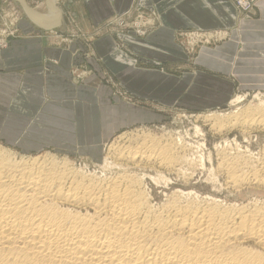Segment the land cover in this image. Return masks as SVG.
<instances>
[{"label":"bare ground","instance_id":"6f19581e","mask_svg":"<svg viewBox=\"0 0 264 264\" xmlns=\"http://www.w3.org/2000/svg\"><path fill=\"white\" fill-rule=\"evenodd\" d=\"M16 1L42 22L51 18L50 7L56 12L53 0L31 10L24 0ZM206 119L219 130L227 123L261 127L264 101L255 109ZM162 141L145 137L131 147L112 144L108 153L170 170L190 162L183 144ZM8 150L0 145V264H264V203L239 205L179 187L169 194L163 189L160 200L142 185L144 172L138 177L115 168L112 175L95 177L67 161L17 157ZM244 154L221 155L228 182L264 188V153L257 164ZM103 162L102 172L112 163L106 157Z\"/></svg>","mask_w":264,"mask_h":264},{"label":"crops","instance_id":"0c3cea01","mask_svg":"<svg viewBox=\"0 0 264 264\" xmlns=\"http://www.w3.org/2000/svg\"><path fill=\"white\" fill-rule=\"evenodd\" d=\"M53 1L57 14L50 7L52 16L48 22L39 21L24 9L41 29L40 35L27 34L33 26L23 21L19 29L24 34L6 46L0 45V139L7 144L16 145L24 153L51 147L54 151H65L81 144L93 146L104 143L119 126L155 117L150 110L133 104L119 102L107 106L110 89L98 84L96 74L89 76L85 84L72 82L86 59L88 63L91 61L90 66L101 64L98 59H104V66L109 67L125 90L161 105L205 111L222 107L229 100L234 87L228 77L229 59L234 48L227 42L215 50L203 47L195 60L199 67L194 74L167 73L134 65L140 61L168 66L189 62L176 41L177 33L233 27L236 10L232 0H61L59 9L58 0ZM24 2L28 5L27 0ZM142 14L149 19L141 21L147 26H140L143 33L139 34L128 22ZM252 17L251 21L242 20V28L244 25L248 31L251 27L252 48L258 53L253 56V76L245 71L244 62L233 73L240 79L243 76L262 81L264 0H257ZM54 27L59 30L56 32ZM68 32L74 36L55 40L54 35ZM45 35L50 39L44 38ZM176 79L186 84L182 92ZM149 80L158 89H170L175 96H165L167 91L137 93L131 89L134 84ZM194 90L216 92V96L196 97Z\"/></svg>","mask_w":264,"mask_h":264},{"label":"rangeland","instance_id":"374dc122","mask_svg":"<svg viewBox=\"0 0 264 264\" xmlns=\"http://www.w3.org/2000/svg\"><path fill=\"white\" fill-rule=\"evenodd\" d=\"M45 1L46 0H27V3L30 7L43 8ZM60 2L61 0H58L56 5L58 9L62 6ZM256 2L257 0L231 1L236 10L234 16L236 24L233 27L230 26V28L224 30L213 31H204L198 29L179 31L176 35V41L178 44H180V46L184 50V53L188 56L189 62L187 63L168 66L163 64L152 65L146 62L142 63L141 61L136 64L133 62L135 64L134 67L138 68H155L163 72L175 74H180L182 72L194 74L196 68L199 67L198 64H196L195 60L199 56L203 47H208L210 50H215L217 49V47L227 42L234 48L229 59L230 71L228 76L230 80H232L231 83L234 85V87L229 100L225 103L224 106L205 111H187L180 107L170 106L171 104L161 105L151 99H143L137 97L125 90L119 84L118 80L114 79V75L109 70V67L104 66V59H98L101 61V64L94 63L92 66H90L89 64L91 63V61H89L88 63V60L86 59L85 65L78 67L79 73H75L73 75L72 82H74L75 84H81L84 82L85 84L89 76L96 74L98 76L96 77V81L98 82V84L110 89V97L106 102L107 106L114 105L119 102L125 104H133L150 110L155 115V117L119 126V128L116 129V132L112 134L104 143L96 144L93 146H90V144H81L78 147L75 146L73 149H68L65 151H54V147H51L43 149L41 150V152L24 153L20 151V149L17 148L16 145L7 144L2 139H0V145L9 149L8 151L15 152L17 157L22 156L30 158L39 155L41 157H44L46 160L54 159L57 162L67 161L68 163H70L71 168L83 172L84 174L94 173L95 175H93L95 177L106 174V176H108V173L112 175L114 174L112 171L115 168V170L117 171L116 173H119L121 170V172H126L128 170L129 174L133 175V173H135L138 177L144 175V173H147V177L145 175L143 176L142 185L145 184L144 186L150 189L152 191V194L156 195L160 200L165 198L163 194L167 192L169 194L171 190L179 187L184 190L189 189L196 191V193L203 196L212 194V196L214 197L216 196L217 198L219 197L220 199L239 205L242 203L248 205L254 203H264V188L257 187L253 184H244L234 187L228 182L229 177L226 171L220 166L221 158L224 155L230 156V154L234 155L237 152L241 154L243 153V155H245L244 153H247L246 156L249 155L248 157L250 158V162L252 164H257L256 162L259 161V158L263 156L264 153V126L243 129L235 123L229 126L227 125V123L226 125H224L225 127L219 130L215 129L212 123L210 121H207L206 119V116L210 114L220 116V118H225L229 115L240 113L245 109V107L255 109L258 107L261 101H264V80L259 81L246 78L244 79L242 78L243 76H241L240 79L233 73V70L239 68L242 65V62H244L249 69V71H247L246 68L245 71L249 72V75L253 76V56L258 55V53H255L253 51L254 48H252L253 40L251 36V27L248 28V31L246 26L243 25L244 28H242V20L250 19L251 21V19L253 18V9ZM144 16L147 17L146 15ZM144 16L142 14V16L140 18H137V20H135L134 18L132 20V23L128 22L130 24L129 27L132 26L133 28H135L139 34L143 33V30L140 28V26H147L141 21H147L149 19L145 18ZM23 21H26L33 26V30L26 32L27 34H31L33 36L40 35L39 30L41 29L38 28L28 17L22 5H20L16 0H1L0 45L6 46L10 40L24 34L20 33L21 29H19L22 26L21 23ZM121 24L124 25V23ZM109 25L112 26L111 23ZM54 30L57 32V30L59 29L56 28ZM48 35H45L44 38L50 39L48 38ZM73 36V33L68 32L64 34H58V36L56 34L54 35V38L57 41H64ZM262 51L264 52V50ZM138 70L143 71L141 69ZM239 71H243V68L241 67ZM159 74L160 76L170 78L168 77V75H164L162 73ZM177 82L179 85L181 84L182 88L180 90L182 92L183 88L186 87V84L176 79V83ZM197 82L199 83V81H195L194 83ZM140 83L134 84L131 89L137 93L149 91L162 93L167 91L165 96H175L174 94H171L170 89H167L165 91L164 89H158L155 84L150 82V80L148 82L143 81L141 84ZM201 84H203V82H201ZM180 90L178 92H180ZM178 92H176V95L178 94ZM193 92L196 97L216 96V92L209 93L207 91L200 90H194ZM188 93L190 94V92ZM237 96L241 97V100L230 105V102ZM186 97L194 98L195 96L187 95ZM145 137H152L159 140L160 142L162 140V142L174 140L178 144H183V146L185 147H182L181 152L182 154H186V156L188 155L187 158L191 159H189L191 163H184L185 165L183 163L178 164V167L174 166V168L170 170L160 166L157 167L156 165H151L150 167V165L147 166V164L143 163L135 165L134 163H131L129 161L115 159L111 153H108L109 147L112 144L119 148H123L125 146L131 147L141 142ZM200 144L203 145L200 147ZM208 155L210 157H208ZM105 157L109 162L112 163L111 166H109L110 169L106 168L104 169V172H102L99 167L104 163L103 161L105 160ZM142 165L143 167H141ZM128 171L126 173H128ZM131 171H133V173H131ZM149 173L153 177L152 181L151 175ZM161 174L164 179L167 176L166 178L168 182L165 180L166 184H163L164 179H162ZM154 175L156 176V179L158 176H160L158 177L159 180H156ZM153 179L157 181L156 184V181ZM144 180H146V182ZM158 183H161L162 185H158ZM219 184H221L222 186L220 187ZM164 186H168V188ZM163 189H165L167 192L165 191V193H162L161 191Z\"/></svg>","mask_w":264,"mask_h":264},{"label":"water","instance_id":"95a60500","mask_svg":"<svg viewBox=\"0 0 264 264\" xmlns=\"http://www.w3.org/2000/svg\"><path fill=\"white\" fill-rule=\"evenodd\" d=\"M47 1H48V0H47ZM21 3H22L24 6H26L27 8H30V7H28V5L26 4V2L21 1Z\"/></svg>","mask_w":264,"mask_h":264}]
</instances>
